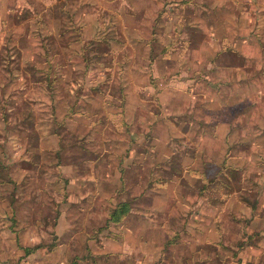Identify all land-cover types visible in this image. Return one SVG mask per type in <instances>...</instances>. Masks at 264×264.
Returning <instances> with one entry per match:
<instances>
[{
	"label": "rangeland",
	"instance_id": "obj_1",
	"mask_svg": "<svg viewBox=\"0 0 264 264\" xmlns=\"http://www.w3.org/2000/svg\"><path fill=\"white\" fill-rule=\"evenodd\" d=\"M141 1L0 0V264H241L193 243L264 189V0Z\"/></svg>",
	"mask_w": 264,
	"mask_h": 264
},
{
	"label": "crops",
	"instance_id": "obj_2",
	"mask_svg": "<svg viewBox=\"0 0 264 264\" xmlns=\"http://www.w3.org/2000/svg\"><path fill=\"white\" fill-rule=\"evenodd\" d=\"M111 1V0H109ZM145 1V5L151 6L152 1L153 0H144ZM227 1V0H226ZM98 2L103 3L105 6L108 3V0H98ZM126 5L128 6V8H131L132 11H130L132 13V16H136V12L139 11L142 7L143 4H136L135 6H132L131 3H127ZM143 2V0L141 1ZM151 2V3H149ZM232 2V1H231ZM214 3L217 4V1L214 0ZM179 3H172L171 5L176 6ZM124 6V9L126 8V6ZM222 17L225 18L227 16V20H229V17L227 15V13L223 12L221 13ZM225 16V17H224ZM94 17H92L90 14H87L86 16V23L85 26L88 27L89 25H92V23L94 22L93 20ZM216 21H220L216 18ZM234 32H236L237 30H233ZM262 129V130H261ZM258 130H260V133H263L264 131V125L260 126V128H258ZM259 138V137H258ZM238 142V141H237ZM238 145L240 144V146L242 145V143H237ZM262 146L263 143L262 142H253L252 144H250V150L253 151L254 149L258 148V146ZM260 158L263 156V153L259 154ZM248 158V157H247ZM249 160H251V158H249ZM248 163V162H247ZM250 163V162H249ZM241 166L243 164H240ZM262 178H264V176H262ZM255 198H256V203L255 206L251 204V202H249L246 197H241L242 199V203H240L239 208L237 207H231V209L229 210L231 213H233L234 211H236V214L238 216L244 218L243 221H235L234 217L233 220H230L227 218V223H230L229 221L233 222V225H236V230L240 231L238 233V235L240 236L239 239H234V240H225L222 239L221 234L218 230V228H223V224L219 225L218 224V220L220 222H222L221 219V215L223 216V214L225 213H221L218 214V220L217 218L213 217L215 216L214 214H217L216 211H211L210 208V212H213L210 216V221H209V230H208V236H206L205 238L201 239V237H196L195 241H194V245H198V246H204V245H216L218 247H230L229 242H231V247L233 248H237L238 251H233L234 249L230 250L232 254H236L238 255V258H242L241 260V264H264L263 263V259H264V189L261 188V190H258L257 193H255ZM218 209V208H216ZM228 211V208L225 209V211ZM196 217L194 219V228L193 230L195 231V235L200 233V235L202 234L200 232V225H201V221L199 219H201V210L198 209V211L196 212ZM202 220V219H201ZM229 220V221H228ZM227 226H229L230 224H227ZM242 223V224H241ZM183 223H180V225H182ZM202 228V227H201ZM181 229V228H180ZM183 229V227H182ZM245 229V230H244ZM167 230V229H166ZM148 231H151V229H147L146 233H148ZM168 233V232H167ZM243 233V234H242ZM260 235V238H253L251 236H256V235ZM243 235H246L243 237ZM148 237V239L143 238H138L136 237L135 239H129L126 238L124 240H122V238L120 236H115L116 239H111L113 242H116V246L113 243L112 246L114 248H116V250L114 251V253H117L119 256L121 255V251L122 249H127L128 250V260L129 261H136V263L134 262H130L129 264H151L153 261L157 260L159 261L163 256L159 255V256H154V253L152 252L151 248L154 245V239H152L153 234L150 233ZM124 238V237H123ZM169 240V239H166ZM177 241H180V238H178ZM163 242V241H162ZM161 242V243H162ZM176 244V243H175ZM190 244V243H187ZM174 245V244H172ZM100 252L102 254H106V253H110L112 251L108 250L107 248V244L105 245V247L100 246ZM139 247V248H138ZM197 247V246H196ZM123 255V254H122ZM125 256V255H123ZM197 253H194V255H192V258L189 260H195V261H201L200 257H197ZM211 256V257H210ZM210 257V258H209ZM213 257V258H212ZM231 257V256H230ZM165 259V258H164ZM206 264H212V263H216V259L215 256H212V254H208V256H206ZM156 262V261H155ZM170 264V262H169ZM204 264V263H203ZM228 264H235L234 260L232 258H230V261Z\"/></svg>",
	"mask_w": 264,
	"mask_h": 264
}]
</instances>
